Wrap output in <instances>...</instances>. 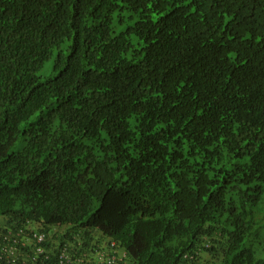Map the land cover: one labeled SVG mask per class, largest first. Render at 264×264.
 Here are the masks:
<instances>
[{
    "label": "trees",
    "instance_id": "trees-1",
    "mask_svg": "<svg viewBox=\"0 0 264 264\" xmlns=\"http://www.w3.org/2000/svg\"><path fill=\"white\" fill-rule=\"evenodd\" d=\"M0 216L264 264V0H0Z\"/></svg>",
    "mask_w": 264,
    "mask_h": 264
},
{
    "label": "clouds",
    "instance_id": "clouds-1",
    "mask_svg": "<svg viewBox=\"0 0 264 264\" xmlns=\"http://www.w3.org/2000/svg\"><path fill=\"white\" fill-rule=\"evenodd\" d=\"M86 238L66 225H45L35 220H21L7 225L0 216V264H137L117 240L98 229ZM188 250L185 264H219L213 250L220 236L203 235Z\"/></svg>",
    "mask_w": 264,
    "mask_h": 264
},
{
    "label": "rangeland",
    "instance_id": "rangeland-1",
    "mask_svg": "<svg viewBox=\"0 0 264 264\" xmlns=\"http://www.w3.org/2000/svg\"><path fill=\"white\" fill-rule=\"evenodd\" d=\"M118 19H116V22L113 24L114 27H115V29H116V31H119V30L124 29L126 27V25L120 24L119 21H118ZM127 23H132V21H127ZM51 70H52V68L49 65V63L48 64H45L44 68L40 72V75L42 76L43 79H47V77L49 75H51V73H52Z\"/></svg>",
    "mask_w": 264,
    "mask_h": 264
}]
</instances>
